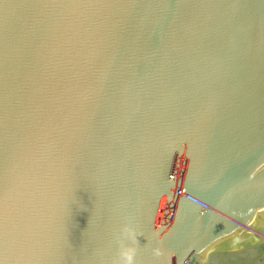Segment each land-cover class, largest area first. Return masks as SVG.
Listing matches in <instances>:
<instances>
[{
  "label": "water",
  "instance_id": "1",
  "mask_svg": "<svg viewBox=\"0 0 264 264\" xmlns=\"http://www.w3.org/2000/svg\"><path fill=\"white\" fill-rule=\"evenodd\" d=\"M124 250L264 264V0H0V264Z\"/></svg>",
  "mask_w": 264,
  "mask_h": 264
},
{
  "label": "clouds",
  "instance_id": "2",
  "mask_svg": "<svg viewBox=\"0 0 264 264\" xmlns=\"http://www.w3.org/2000/svg\"><path fill=\"white\" fill-rule=\"evenodd\" d=\"M122 256L125 258L126 264H131L134 256V250H124L122 252Z\"/></svg>",
  "mask_w": 264,
  "mask_h": 264
},
{
  "label": "built area",
  "instance_id": "3",
  "mask_svg": "<svg viewBox=\"0 0 264 264\" xmlns=\"http://www.w3.org/2000/svg\"><path fill=\"white\" fill-rule=\"evenodd\" d=\"M184 194L188 195V197H190L191 199H193V200H195V201L201 203V204L204 205L205 207H208V205H207L206 203L200 201L199 199H197V198H195V197H193V196H191V195H189V194H187V193H185V192H183V191H179V195H184Z\"/></svg>",
  "mask_w": 264,
  "mask_h": 264
}]
</instances>
